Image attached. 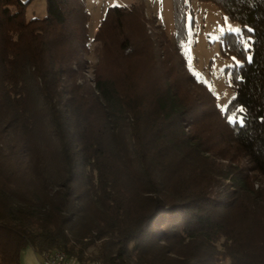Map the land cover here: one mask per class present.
Returning <instances> with one entry per match:
<instances>
[{
    "label": "trees",
    "instance_id": "1",
    "mask_svg": "<svg viewBox=\"0 0 264 264\" xmlns=\"http://www.w3.org/2000/svg\"><path fill=\"white\" fill-rule=\"evenodd\" d=\"M31 1L0 0V264L26 246L82 263L264 264V0H207L242 26L221 39L242 60L224 110L187 67L185 0L157 41L135 4L108 7L90 37L87 0L26 19ZM93 42L114 66L90 85Z\"/></svg>",
    "mask_w": 264,
    "mask_h": 264
},
{
    "label": "rangeland",
    "instance_id": "2",
    "mask_svg": "<svg viewBox=\"0 0 264 264\" xmlns=\"http://www.w3.org/2000/svg\"><path fill=\"white\" fill-rule=\"evenodd\" d=\"M185 1L187 13L185 16L184 51L187 67L214 93L216 106L220 110H224L234 94L230 82V73L233 68L238 67L242 63V60L232 55L224 54L221 39L225 33L241 36L242 26L228 19L212 1ZM132 4L142 8L146 33L152 37L153 41H157L156 36L159 34L158 30H155V26H159L169 39H173L175 33L173 0H87L86 7L90 15L88 35L93 37L108 7H129ZM25 15L26 19L44 17L46 15L45 0H32L26 7ZM236 29L238 31H235ZM244 40L243 44L246 47L247 43ZM100 47V43L93 42L92 49L86 56L90 63V68L88 72L83 74L84 79L90 85H92L94 80L95 65H98L99 71L104 70L105 72H108L111 66H114L109 57L104 56L103 58L102 56L100 60L98 59L97 50ZM140 71L138 68L134 73L132 71V75L141 77ZM179 74H181V71ZM186 86L188 88L192 87H189L188 84ZM242 163L244 165L243 161ZM257 187L258 182H255L254 188Z\"/></svg>",
    "mask_w": 264,
    "mask_h": 264
},
{
    "label": "built area",
    "instance_id": "3",
    "mask_svg": "<svg viewBox=\"0 0 264 264\" xmlns=\"http://www.w3.org/2000/svg\"><path fill=\"white\" fill-rule=\"evenodd\" d=\"M40 264H78L70 262L66 259V254L51 253L50 251H42L38 253Z\"/></svg>",
    "mask_w": 264,
    "mask_h": 264
},
{
    "label": "crops",
    "instance_id": "4",
    "mask_svg": "<svg viewBox=\"0 0 264 264\" xmlns=\"http://www.w3.org/2000/svg\"><path fill=\"white\" fill-rule=\"evenodd\" d=\"M19 264H40L38 253L30 246L20 251Z\"/></svg>",
    "mask_w": 264,
    "mask_h": 264
},
{
    "label": "bare ground",
    "instance_id": "5",
    "mask_svg": "<svg viewBox=\"0 0 264 264\" xmlns=\"http://www.w3.org/2000/svg\"><path fill=\"white\" fill-rule=\"evenodd\" d=\"M46 251H50L51 253H64L66 254V259H68L70 262H73V263H78V264H100L96 261H92V262H88V263H82L80 262L79 260H77L74 256H71V255H68L65 251H61V250H46ZM86 262V261H84Z\"/></svg>",
    "mask_w": 264,
    "mask_h": 264
},
{
    "label": "snow or ice",
    "instance_id": "6",
    "mask_svg": "<svg viewBox=\"0 0 264 264\" xmlns=\"http://www.w3.org/2000/svg\"><path fill=\"white\" fill-rule=\"evenodd\" d=\"M235 31H238V29H236ZM240 111H243V109H240ZM228 121H229V123H233L234 121L237 122V123H243V118H240L239 120H236L235 113H233L232 116L228 117Z\"/></svg>",
    "mask_w": 264,
    "mask_h": 264
}]
</instances>
